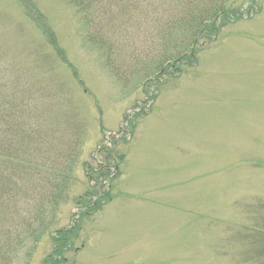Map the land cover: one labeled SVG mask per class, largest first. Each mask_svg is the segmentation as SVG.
I'll list each match as a JSON object with an SVG mask.
<instances>
[{"label":"rangeland","instance_id":"rangeland-1","mask_svg":"<svg viewBox=\"0 0 264 264\" xmlns=\"http://www.w3.org/2000/svg\"><path fill=\"white\" fill-rule=\"evenodd\" d=\"M239 4L254 15L222 27L197 62L181 60L180 75L157 78L150 62L168 64L146 22L165 10L135 26L128 9L124 26L87 30L69 0H0V89L20 76L41 142L17 199L0 200V264H43L54 233L73 225L61 264H246L230 227L264 202V0ZM101 38L119 46V77ZM106 154L117 172L95 181ZM95 183L109 196L75 222L74 198Z\"/></svg>","mask_w":264,"mask_h":264},{"label":"trees","instance_id":"trees-1","mask_svg":"<svg viewBox=\"0 0 264 264\" xmlns=\"http://www.w3.org/2000/svg\"><path fill=\"white\" fill-rule=\"evenodd\" d=\"M232 1L69 0V3L81 15V21L87 30H89L88 26H97L105 19H107V24L112 25L114 28L124 26L126 24L125 15L128 9L136 11V17L132 22L135 26H140V22L138 21L139 15L150 14L151 16V12L157 13L165 10L163 15H160L153 22H149L150 24L146 22V25H150V27L151 25L158 26L156 28L151 27L153 29L151 35L153 34V40L161 43L166 59L165 62L168 64V68H162L161 62H150V70L158 78L164 73V76L166 74L171 76L180 75L182 71L180 67L181 60L189 64L194 63L198 58V52L201 51L205 43L207 41H215L220 34L221 28L227 23L242 18L244 14L247 16L254 15L253 13L251 14L253 5L250 4L242 9V4L235 7L232 5ZM95 33H99V30H96ZM88 38L89 42H91V35ZM93 41L95 40L93 39ZM97 45L107 55V58L111 56L110 60H107L108 67L113 75L115 74L119 77L116 66L112 63L113 56L119 54V46L103 38L98 39ZM56 50L63 57V52L58 47H56ZM5 71H3L4 75ZM19 77V75L17 77H13L12 75L10 78L12 84L7 79V86L13 88L2 91L0 89V200L4 198H16V188L22 185L18 181H23L25 176L31 174L36 168V165L32 161L34 160L32 152L37 153L41 149L38 146L41 142L37 144V138H34V131L32 132L31 129V122L34 116L32 115V108L27 103L29 95L26 94L27 98L21 95V91H19L21 78ZM4 82L0 77L1 87L2 84L5 86ZM17 96H21L22 100L16 98ZM36 131L40 132L37 128ZM34 134L38 135L39 133ZM107 155L109 154H106L104 159L98 162V168L95 170L97 171V176H95V179L93 178L95 181L98 178L101 181L112 179L117 172L118 164L109 166L107 162L111 157ZM46 161L45 158L44 163L39 168V173H42V175L49 166L48 161ZM45 162L46 166L44 165ZM91 174L88 176L90 179L92 178ZM55 175L58 174L56 173L53 176ZM56 178L55 181L64 186L66 177L62 176L61 173L60 178L57 176ZM91 189L93 190L89 189L77 198H74V204H77L79 207V217L75 219V222L79 218L85 217L87 214L99 209L102 206V201L109 196V190H103L102 186L98 187L96 183L93 184ZM59 190V198L62 199L64 198L63 189L60 188ZM55 195L56 193H53V198ZM41 197H39L40 200ZM40 203L48 205L49 200L47 198ZM243 210L244 222L230 227L232 228V232L235 231L233 239L239 244L238 256L240 262L246 264H264V202L245 205ZM15 216V220L18 219L17 211L15 212ZM40 218L42 219L41 216ZM41 219L34 220L40 221ZM20 222L24 223L23 227L26 228V222H28L26 214H23L21 218L19 217L17 223ZM75 227L73 225L54 233L51 237L53 241L52 251L44 258L43 264H61L64 253L72 246L70 239L75 234Z\"/></svg>","mask_w":264,"mask_h":264}]
</instances>
